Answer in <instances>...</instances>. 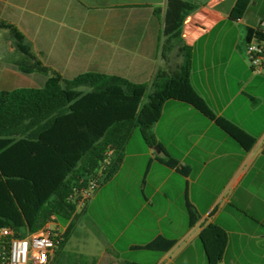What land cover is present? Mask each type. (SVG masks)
Returning <instances> with one entry per match:
<instances>
[{
  "label": "crops",
  "instance_id": "1",
  "mask_svg": "<svg viewBox=\"0 0 264 264\" xmlns=\"http://www.w3.org/2000/svg\"><path fill=\"white\" fill-rule=\"evenodd\" d=\"M188 1L201 5L186 20L182 34L192 48V86L217 116L253 136L256 145L248 152L194 107L167 101L153 133L170 156L190 167V174L162 165L155 159V148L138 143L131 155L139 169L131 170L144 171L142 195L131 181L119 185L112 209H119L121 216L115 214L116 230L111 231L97 209L98 192L83 218L94 229L97 252L64 248L50 264H173L192 254L198 260L205 253L200 232L210 223L228 235L221 264H264V75L254 73L244 57L247 31L264 33V4L253 0L245 16L232 21L229 15L236 0ZM166 6L167 0H0V20L15 24L42 63L66 79L98 72L148 84L159 68H174L180 62L173 60V52L168 60L161 56ZM156 8L161 9L159 17ZM1 33L7 35L6 30ZM3 71L0 90L21 88L17 84L41 88L47 79L40 73L24 74L16 65ZM131 155H125L112 180ZM133 200L139 206L130 217L123 216ZM187 201L200 216L194 227L189 225ZM146 209L169 225L159 231L138 226L135 237L125 238L138 219L148 222ZM124 219L128 221L117 229L116 223ZM158 236L174 240L175 246L168 252L136 248Z\"/></svg>",
  "mask_w": 264,
  "mask_h": 264
},
{
  "label": "trees",
  "instance_id": "2",
  "mask_svg": "<svg viewBox=\"0 0 264 264\" xmlns=\"http://www.w3.org/2000/svg\"><path fill=\"white\" fill-rule=\"evenodd\" d=\"M252 1L236 0L230 19H242ZM200 8L188 0H167L161 56L168 60L176 50L180 62L174 68H159L148 84L98 72L66 79L42 63L15 24L0 20V30L9 32L16 50L23 54L16 67L24 74L47 77L41 88L0 90V228H13L25 235L49 222L63 221L67 227L54 254L55 259L59 257L85 214V209L79 210L82 192L92 180L102 185L114 178L136 128L149 147L161 150V154H155L159 163L188 176L190 167L170 156L153 133L167 101L194 107L246 151L254 148L257 140L217 116L192 86V48L182 34L188 17ZM160 13L156 8L155 14L159 17ZM254 37L264 40V33L249 29L247 41ZM186 208L189 225L194 227L200 216L189 201ZM200 241L208 264H221L227 232L210 223L202 228ZM175 244L158 236L136 248L168 252Z\"/></svg>",
  "mask_w": 264,
  "mask_h": 264
},
{
  "label": "rangeland",
  "instance_id": "3",
  "mask_svg": "<svg viewBox=\"0 0 264 264\" xmlns=\"http://www.w3.org/2000/svg\"><path fill=\"white\" fill-rule=\"evenodd\" d=\"M260 1L263 2V4H264V0H260ZM263 14H264V9H263ZM2 31L3 30H0V72L3 71V69H5V68L12 69L18 60L23 59V54L20 53L18 50H16L15 46L13 47L10 45V44L15 45V42L12 39V37H10L9 32L6 31L7 35L5 36L3 33H1ZM6 40H9L8 42H10V43H8ZM173 54H174L173 55V60H174V57H177L176 50L173 51ZM244 57L247 61V64L250 66L248 58L245 55H244ZM1 75H6L5 71H3V73H0V76ZM25 78L28 81H32V77L26 76ZM31 85L32 84H17L16 87H26V86H31ZM130 140L131 141L127 147V150L125 149V155L127 153H130V155L135 153V151H136L135 147L137 148L138 143L146 146L145 140L143 139L139 128H136L134 130ZM153 148H155V147H153ZM152 153H153V151H152ZM127 160H128L127 165H126L125 169L120 173V176L117 179L111 180L105 184L99 185L95 190L90 191V198L87 199L86 202L84 203V205L80 206V208H79V210H81V208L86 210L87 203L90 201V199L92 197H94L99 192L98 198H97V203L99 204V206L97 209L99 211V214L105 220L106 227H108V229L110 228L111 231H114V229L116 230V227L112 222V220H114L115 214H118L121 216V211L119 209H115V210L112 209V203H113L112 201L116 196V191H117V188L119 187V185H121L125 182L131 181V182L135 183V186L137 188V190H136L137 193L142 195V189H143L144 182H145V174H144L143 170H141V171L139 170V172L134 171L132 174L131 169H139V168H135V165L133 163V161L135 159L132 158V155L129 156V158ZM129 169L131 170V175L128 174ZM128 179H131V180H128ZM137 206H139L138 203L133 200V204L129 209L122 210L123 216L125 215L126 217H130L132 214L131 211H134V208L136 209ZM117 210H119V213H117ZM147 213H148V210L146 209L144 211V215H147ZM148 214H149V215H147L149 217L148 222L145 221L143 223L141 221V219H138L136 221L135 225L130 226L128 231H126L124 237L125 238L135 237L136 231H137L136 227H138V226H140L141 228L147 227V228H151L153 230L159 231L160 229H164L167 225H169L167 222H164V221L161 223L158 222L153 214H151V213H148ZM84 216H86V214H84ZM84 216H83V218H84ZM83 218L80 219L76 223L73 235H72L71 240H70V243H69L68 247H65V250L77 249L78 251H82L84 249H90L93 252H97L98 246H97L96 242L98 239H96L94 237L95 236L93 233L94 229H93V227L88 226L90 224L88 223L87 219L84 220ZM126 221H128V220L124 219L123 224H121V222L116 223L117 229L118 228L122 229V227L124 226ZM140 222H142V223H140ZM56 223H57L56 228H59L60 231H64L67 227V223H64L63 221L57 220ZM199 244H202L201 241H199ZM166 263L167 262L165 261L162 264H166ZM173 264H207V258L205 257V253H203V255H201V259L197 260L196 255L192 254V256L189 260L184 259V261H183V258H182V260L174 261Z\"/></svg>",
  "mask_w": 264,
  "mask_h": 264
},
{
  "label": "built area",
  "instance_id": "4",
  "mask_svg": "<svg viewBox=\"0 0 264 264\" xmlns=\"http://www.w3.org/2000/svg\"><path fill=\"white\" fill-rule=\"evenodd\" d=\"M244 53L252 71L264 75V40L254 37L246 41ZM98 186V180L90 181L89 187L82 192L80 206L90 198V191ZM56 224L54 221L49 222L41 229L25 235L13 228H0V264H50L64 232L56 228Z\"/></svg>",
  "mask_w": 264,
  "mask_h": 264
},
{
  "label": "water",
  "instance_id": "5",
  "mask_svg": "<svg viewBox=\"0 0 264 264\" xmlns=\"http://www.w3.org/2000/svg\"><path fill=\"white\" fill-rule=\"evenodd\" d=\"M155 150L158 154H160V149L158 147H155Z\"/></svg>",
  "mask_w": 264,
  "mask_h": 264
}]
</instances>
